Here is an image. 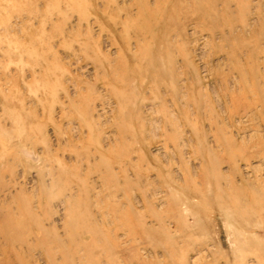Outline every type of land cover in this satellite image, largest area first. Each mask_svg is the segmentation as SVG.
<instances>
[{
  "label": "rangeland",
  "instance_id": "1",
  "mask_svg": "<svg viewBox=\"0 0 264 264\" xmlns=\"http://www.w3.org/2000/svg\"><path fill=\"white\" fill-rule=\"evenodd\" d=\"M0 264H264V0H0Z\"/></svg>",
  "mask_w": 264,
  "mask_h": 264
}]
</instances>
